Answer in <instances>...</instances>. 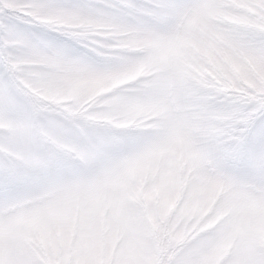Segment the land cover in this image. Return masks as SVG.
Here are the masks:
<instances>
[{"label": "rangeland", "instance_id": "374dc122", "mask_svg": "<svg viewBox=\"0 0 264 264\" xmlns=\"http://www.w3.org/2000/svg\"><path fill=\"white\" fill-rule=\"evenodd\" d=\"M0 264H264V0H0Z\"/></svg>", "mask_w": 264, "mask_h": 264}, {"label": "trees", "instance_id": "16d2710c", "mask_svg": "<svg viewBox=\"0 0 264 264\" xmlns=\"http://www.w3.org/2000/svg\"><path fill=\"white\" fill-rule=\"evenodd\" d=\"M245 84H246V82H245ZM244 93H245V92L243 91V92H242L241 94H239V95H242V96L245 97ZM248 96H249V95H248ZM234 103H235V102H234ZM233 105H234V104H233ZM250 105H251V104H250ZM250 107H251V111H252V112H251V113H252L251 115H254V112H255L256 109L253 108L252 106H250ZM246 108H248V106H246Z\"/></svg>", "mask_w": 264, "mask_h": 264}]
</instances>
